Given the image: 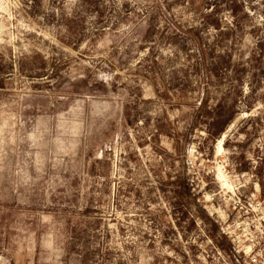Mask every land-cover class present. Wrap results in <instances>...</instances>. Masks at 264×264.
<instances>
[{"label": "rangeland", "instance_id": "1", "mask_svg": "<svg viewBox=\"0 0 264 264\" xmlns=\"http://www.w3.org/2000/svg\"><path fill=\"white\" fill-rule=\"evenodd\" d=\"M230 187L264 197V0H0V264H245Z\"/></svg>", "mask_w": 264, "mask_h": 264}, {"label": "built area", "instance_id": "2", "mask_svg": "<svg viewBox=\"0 0 264 264\" xmlns=\"http://www.w3.org/2000/svg\"><path fill=\"white\" fill-rule=\"evenodd\" d=\"M229 189L223 235L243 254L245 264H264V197Z\"/></svg>", "mask_w": 264, "mask_h": 264}, {"label": "bare ground", "instance_id": "3", "mask_svg": "<svg viewBox=\"0 0 264 264\" xmlns=\"http://www.w3.org/2000/svg\"><path fill=\"white\" fill-rule=\"evenodd\" d=\"M223 138H224V136L222 137V139L219 140L218 147H217L218 153L222 152V150H223L222 149V141H223ZM220 177H224V175L221 173L220 174ZM223 180H225V179H223ZM224 184H225V182H224Z\"/></svg>", "mask_w": 264, "mask_h": 264}]
</instances>
